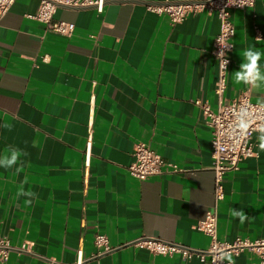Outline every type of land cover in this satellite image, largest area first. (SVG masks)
I'll list each match as a JSON object with an SVG mask.
<instances>
[{
  "label": "crops",
  "instance_id": "crops-1",
  "mask_svg": "<svg viewBox=\"0 0 264 264\" xmlns=\"http://www.w3.org/2000/svg\"><path fill=\"white\" fill-rule=\"evenodd\" d=\"M192 1L202 0H107L102 12L58 7L54 18L75 24L70 36L49 32L31 17L40 0H16L3 16L0 155L8 147L27 153L19 174L15 166L0 167V234L12 245L4 264H76L80 249L82 264H203L132 244L141 236L199 249L210 244L195 228L215 205L211 132L196 100L218 109V67L210 50L219 19L202 10L172 25L167 14L149 9ZM231 18L235 36L225 99L247 93L264 104V91L236 84L232 75L242 50L264 52V0L232 9ZM260 64L264 68V57ZM257 136L255 154L224 175L225 196L217 205L221 240L264 237V151ZM137 142L182 171L132 176L127 166ZM21 184L34 195L18 198ZM232 209L248 218L241 222ZM97 231L119 247L93 257ZM234 258L242 264L259 260L247 249Z\"/></svg>",
  "mask_w": 264,
  "mask_h": 264
},
{
  "label": "built area",
  "instance_id": "built-area-1",
  "mask_svg": "<svg viewBox=\"0 0 264 264\" xmlns=\"http://www.w3.org/2000/svg\"><path fill=\"white\" fill-rule=\"evenodd\" d=\"M16 0H0V21ZM107 0H40L37 12L31 17L43 22L49 32L70 36L74 32L75 24L62 19H55L58 7L86 8L94 7L102 12ZM256 0H202L192 2L168 3L164 5H151L149 9L159 14L169 16L172 25L182 22L191 12L206 10L215 12L219 19L220 28L213 40L210 50L216 60L218 76L215 92L218 96L219 106L213 110L208 102L200 99L196 103L201 105L207 117V124L211 132V155L214 172L215 205L207 211L204 219L200 220L195 228L210 237L209 247L206 249L193 248L189 245L166 240L157 236H141L132 244L147 248L151 253L164 256L178 254L184 261L197 257L203 264H227L219 259L221 253H230L235 264H242L235 260L243 250L247 249L258 255L259 260L246 264H264V237L252 240L250 238H237L233 241L221 240L218 237V211L217 205L225 196L224 175L235 170L240 162L255 154L252 142L254 129L264 123V104L253 102L249 94L242 93L237 97L226 100L228 70L231 63V54L234 49L233 38L235 26L231 18L232 9H245L255 5ZM46 60V57L44 58ZM227 65L225 68V62ZM247 112L251 117L249 126L245 127L240 122L241 115ZM248 117H245L247 119ZM134 159L127 166L129 173L145 180L153 175L165 172H179L182 168L176 163L167 160L162 154L151 148L145 142H137L133 151ZM91 148L90 143L85 150L83 170L84 188L88 187ZM85 208V204H84ZM96 251L93 257L109 253L119 246L111 244L107 234L97 231L94 235ZM22 249L29 250V244H23ZM12 245L9 238L0 234V264H4L10 255ZM76 264H82V250H79Z\"/></svg>",
  "mask_w": 264,
  "mask_h": 264
},
{
  "label": "clouds",
  "instance_id": "clouds-1",
  "mask_svg": "<svg viewBox=\"0 0 264 264\" xmlns=\"http://www.w3.org/2000/svg\"><path fill=\"white\" fill-rule=\"evenodd\" d=\"M264 57V52L256 48H247L242 50L240 53L241 63L239 64L238 70L232 72L234 83L242 84L251 89L258 91H264V68H262L260 61ZM227 61L225 62V68ZM245 117H248L245 119ZM251 117L247 112H244L240 117L241 124L245 129L249 126ZM4 128L11 130L12 125L9 122L3 124ZM258 132L257 139L259 141L257 147L264 151V123H260L254 129ZM27 155L23 150L16 147H8L5 150V154L0 155V167L5 170L11 169L15 166V171L19 174L24 169V164L21 161V157ZM258 155V153H257ZM34 193L31 190L25 191L23 184L17 192V197H31ZM32 200L26 199L25 203L31 204ZM231 215L238 217L241 222L246 220L248 217L243 210L232 209ZM219 259L221 261H227V264H235V261L230 253H221Z\"/></svg>",
  "mask_w": 264,
  "mask_h": 264
}]
</instances>
